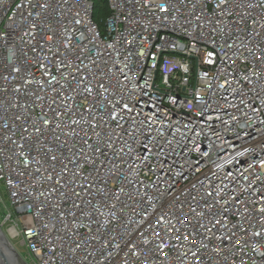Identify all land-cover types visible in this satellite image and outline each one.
Segmentation results:
<instances>
[{"label": "built area", "instance_id": "built-area-1", "mask_svg": "<svg viewBox=\"0 0 264 264\" xmlns=\"http://www.w3.org/2000/svg\"><path fill=\"white\" fill-rule=\"evenodd\" d=\"M108 5L0 0L14 237L34 264H264V0Z\"/></svg>", "mask_w": 264, "mask_h": 264}, {"label": "rangeland", "instance_id": "rangeland-1", "mask_svg": "<svg viewBox=\"0 0 264 264\" xmlns=\"http://www.w3.org/2000/svg\"><path fill=\"white\" fill-rule=\"evenodd\" d=\"M19 217L16 215L15 210L10 202L9 194L6 187L0 184V228L11 245L18 252L20 257L28 264H34L35 258L30 256L28 248L22 244L21 238L14 237L12 234V227L15 225V220ZM18 229H22L20 224ZM11 255L12 249L10 248ZM14 258V257H13ZM1 260V259H0ZM10 264H14L11 262Z\"/></svg>", "mask_w": 264, "mask_h": 264}, {"label": "water", "instance_id": "water-1", "mask_svg": "<svg viewBox=\"0 0 264 264\" xmlns=\"http://www.w3.org/2000/svg\"><path fill=\"white\" fill-rule=\"evenodd\" d=\"M12 249V251L14 252V255L22 262H24V264H28L26 263L18 254V252L15 250V248L11 245V243L9 242V240L6 238V236L4 235L3 231L0 228V259L4 262V264H7V262L10 261V251L9 249ZM5 249V250H4ZM7 261V262H6Z\"/></svg>", "mask_w": 264, "mask_h": 264}, {"label": "trees", "instance_id": "trees-1", "mask_svg": "<svg viewBox=\"0 0 264 264\" xmlns=\"http://www.w3.org/2000/svg\"><path fill=\"white\" fill-rule=\"evenodd\" d=\"M94 3V19L103 26V22L110 16L108 0H92Z\"/></svg>", "mask_w": 264, "mask_h": 264}, {"label": "bare ground", "instance_id": "bare-ground-1", "mask_svg": "<svg viewBox=\"0 0 264 264\" xmlns=\"http://www.w3.org/2000/svg\"><path fill=\"white\" fill-rule=\"evenodd\" d=\"M12 234H13V236H15V230L14 229H12ZM5 250V249H4ZM9 251H10V249H9ZM12 253H13V255H11V252L9 253L10 254V261L9 262H7V264H10L11 262H13L14 264H24V262L22 261H20L15 255H14V252L12 251ZM14 257V258H13ZM0 264H4V262L2 261V260H0Z\"/></svg>", "mask_w": 264, "mask_h": 264}]
</instances>
